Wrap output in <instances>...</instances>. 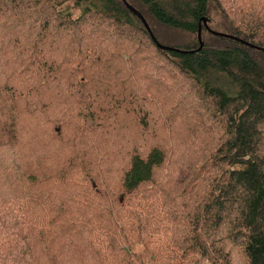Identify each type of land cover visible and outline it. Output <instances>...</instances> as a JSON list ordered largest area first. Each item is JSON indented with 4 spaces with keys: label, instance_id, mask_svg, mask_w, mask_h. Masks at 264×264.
Here are the masks:
<instances>
[{
    "label": "trees",
    "instance_id": "16d2710c",
    "mask_svg": "<svg viewBox=\"0 0 264 264\" xmlns=\"http://www.w3.org/2000/svg\"><path fill=\"white\" fill-rule=\"evenodd\" d=\"M125 1L179 52L121 0H0V264H264V0Z\"/></svg>",
    "mask_w": 264,
    "mask_h": 264
},
{
    "label": "water",
    "instance_id": "95a60500",
    "mask_svg": "<svg viewBox=\"0 0 264 264\" xmlns=\"http://www.w3.org/2000/svg\"><path fill=\"white\" fill-rule=\"evenodd\" d=\"M123 2V4L125 5V7L134 15L136 16L142 23V25L144 26L145 30L147 31V33L149 34L150 38L153 40V42L156 44V47L162 51H177L175 49H172L170 47H167V46H163V45H160L159 43H157V41L155 40L154 36L152 35L146 21L144 20V18L142 17V15L136 11L133 7H131L129 4L126 3L125 0H121ZM201 23L203 24V26L205 28H207V23H208V20L206 18H202L201 19V22H200V25ZM208 29V28H207ZM209 33H211L213 36H218V37H222V38H227V39H230V40H234V41H237L243 45H246V46H249V47H253L255 48L254 46H250L249 44L247 43H244L242 42L241 40L237 39V38H234V37H231L229 35H226V34H223V33H218V32H213L211 30H208ZM197 41H198V44H199V47L197 49V51H200L202 48H203V43H202V40H201V26H199V29H198V32H197ZM179 52V51H177ZM182 53H187V52H182Z\"/></svg>",
    "mask_w": 264,
    "mask_h": 264
},
{
    "label": "rangeland",
    "instance_id": "374dc122",
    "mask_svg": "<svg viewBox=\"0 0 264 264\" xmlns=\"http://www.w3.org/2000/svg\"><path fill=\"white\" fill-rule=\"evenodd\" d=\"M75 13V12H74ZM134 252L137 254V255H144V247L142 245H137L134 249Z\"/></svg>",
    "mask_w": 264,
    "mask_h": 264
}]
</instances>
